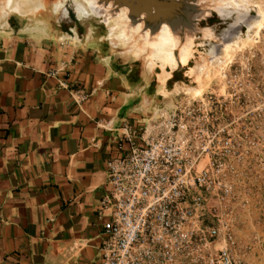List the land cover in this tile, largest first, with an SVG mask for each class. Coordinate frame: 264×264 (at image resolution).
Returning <instances> with one entry per match:
<instances>
[{
	"label": "crops",
	"instance_id": "obj_1",
	"mask_svg": "<svg viewBox=\"0 0 264 264\" xmlns=\"http://www.w3.org/2000/svg\"><path fill=\"white\" fill-rule=\"evenodd\" d=\"M1 12L0 264H98L97 210L118 137L124 126L138 136L196 82L186 67L151 71L121 59L103 29L73 36ZM261 182L240 188L248 205L238 212L239 238L251 264H264Z\"/></svg>",
	"mask_w": 264,
	"mask_h": 264
},
{
	"label": "built area",
	"instance_id": "obj_2",
	"mask_svg": "<svg viewBox=\"0 0 264 264\" xmlns=\"http://www.w3.org/2000/svg\"><path fill=\"white\" fill-rule=\"evenodd\" d=\"M263 116L248 95L210 93L156 111L138 136L124 126L97 210L98 264H249L238 209Z\"/></svg>",
	"mask_w": 264,
	"mask_h": 264
},
{
	"label": "rangeland",
	"instance_id": "obj_3",
	"mask_svg": "<svg viewBox=\"0 0 264 264\" xmlns=\"http://www.w3.org/2000/svg\"><path fill=\"white\" fill-rule=\"evenodd\" d=\"M71 1L14 0L13 8H19L18 14L22 16L32 18L36 21L48 22L51 25L59 26L60 29L65 31L73 29L75 33H78L81 29L90 28L91 26L103 29V34L108 38L107 42L109 46L117 56L123 60L134 61L138 65L146 68L143 61L136 60L132 57L131 53H128L127 47L122 44L120 39L111 40L109 38V27L105 24L103 18L96 17L102 16L105 18L106 16L104 14H91L90 16L78 15L70 8L73 3ZM79 1L82 2V0ZM251 3L256 4L259 9L264 12V0H252ZM5 5L6 0H2L0 3V15L2 14V9H4L3 6ZM39 5H42L43 8L37 10ZM66 7L69 9L68 17H64L67 15L65 12ZM238 14V12H234L231 16L224 17L230 18L228 20L222 19L215 13L199 19L198 25L199 27L201 25V30L198 31L194 39L196 49L195 59L189 64V66L188 61L185 70H187L189 75L192 76L193 79L191 82L193 83V80L196 82L194 88L200 90L198 96L210 93L217 95L227 93L233 96L248 95L251 98V110L260 105V110L264 113V20L259 25L253 20L251 24L254 26L252 29H249L247 24L243 25V23L238 21ZM258 15L259 10L257 11L253 8L247 13V17L253 19L257 18ZM105 20L107 22V19ZM110 23H112V21ZM205 28L212 33L211 37H208L206 33H204ZM212 29L214 30L220 44L217 47L213 45L211 46L212 49H210V43H217L215 40L211 42L207 41V39L215 37ZM225 31L226 33H224ZM187 33L189 32H187L186 29H181L179 46L181 44L185 46ZM152 43L154 44L153 41ZM178 61L176 60L175 62L177 65L180 62ZM161 66H163V64L160 63V67ZM201 66H206L204 73L199 72ZM166 67H172L168 70H174V67L176 66ZM186 96L198 97L194 94H187V92ZM251 127V140L253 146L251 148V165L248 167V178L253 185H257L255 184L257 183V180L263 181L260 183L262 186L261 191L263 192L264 116L258 124ZM240 209L241 208L238 210L240 211Z\"/></svg>",
	"mask_w": 264,
	"mask_h": 264
},
{
	"label": "bare ground",
	"instance_id": "obj_4",
	"mask_svg": "<svg viewBox=\"0 0 264 264\" xmlns=\"http://www.w3.org/2000/svg\"><path fill=\"white\" fill-rule=\"evenodd\" d=\"M13 1L14 0H6V5L4 9H2L5 15L10 12H19V8H13ZM251 1L252 0H82V2H80L79 0H72L71 2L73 3L70 8L81 16L104 14L106 16L105 18L102 16L96 17L104 19L105 24L109 27V38L111 40L120 39L122 44L127 47L128 53H131L136 60L143 61L147 69L154 71L158 68L165 72V68L166 70L172 68L166 66H174L176 60H179L181 64L178 63V65L174 67V71L182 67H187L182 64H187L188 61L189 66L195 59L196 49L194 39L198 31L201 30V25L199 27L198 21L202 17L215 13L222 19L228 20L230 18L224 17H229L234 12H238V21L243 23V25L247 24L249 29H252L254 26L251 24L253 20L259 25L264 20V12L263 10L261 11L256 4L251 3ZM42 8V5H39L37 10ZM252 8L257 11L259 10V15L255 19L247 17V13L251 11ZM68 11L69 9L66 7L65 12L67 15L64 17H68ZM105 19H107V22ZM111 21L112 23H110ZM181 29H186V31L189 32L186 35L187 39L185 46L182 44L179 46ZM204 33H206L208 37L212 36V33L207 31V28H205ZM224 33H226V31ZM213 40L217 43H210V49H212L211 46L215 45V47H217L220 44L216 35L214 38L207 39L209 42ZM160 63L163 64V66H161L162 68L160 67ZM148 65H154V67L150 68ZM205 70L206 66H201L199 68V72L201 73H204ZM165 75L167 76V74ZM185 91L187 94H194L196 96L200 94V90L194 87H188Z\"/></svg>",
	"mask_w": 264,
	"mask_h": 264
}]
</instances>
